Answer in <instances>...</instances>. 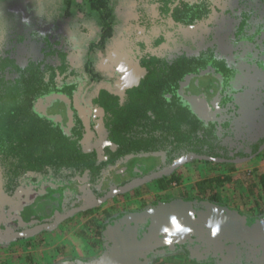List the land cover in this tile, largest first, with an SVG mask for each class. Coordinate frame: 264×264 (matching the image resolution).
<instances>
[{
    "label": "trees",
    "instance_id": "trees-1",
    "mask_svg": "<svg viewBox=\"0 0 264 264\" xmlns=\"http://www.w3.org/2000/svg\"><path fill=\"white\" fill-rule=\"evenodd\" d=\"M87 1L103 23L98 41L104 45L113 34L110 0ZM152 1L181 28L214 25L217 17L242 31L264 11V0H250L240 15L226 19L223 11L228 7L218 15L212 0ZM239 7L240 3L235 10ZM228 46L221 40L192 53L163 49L161 54L136 53L134 75L114 89H99L92 98L101 109L109 143L91 150L82 144L85 124L74 102L75 84L61 82L65 54L59 51L62 58L56 61L58 51L52 48L41 58L22 61L0 50V191L5 197L1 226L23 232L52 223L132 179L163 171L191 155L229 165L256 154L264 145V129L252 135L244 109H261L258 118L264 124V69L250 68L251 82L249 77L243 80V64ZM92 66L88 60L86 69L98 79ZM252 174L243 173L259 180L262 195L257 200H262L264 170ZM230 179L228 174L198 181L199 195L206 192L205 196L219 200L213 190ZM51 191L57 200L48 199ZM191 206L195 212L209 207L197 202ZM148 213L137 228H142V235L150 218H155L153 211ZM177 232L176 237H181ZM170 245L162 243L153 250Z\"/></svg>",
    "mask_w": 264,
    "mask_h": 264
},
{
    "label": "rangeland",
    "instance_id": "rangeland-1",
    "mask_svg": "<svg viewBox=\"0 0 264 264\" xmlns=\"http://www.w3.org/2000/svg\"><path fill=\"white\" fill-rule=\"evenodd\" d=\"M212 1L219 9L218 15L228 7L223 11L226 19L240 15L241 9L250 2ZM239 3L240 7L235 10ZM110 6L113 34L100 45L103 23L87 0H0L1 54H11L22 61L41 58L52 48L58 51L56 61L62 58L59 51L65 54L61 82L75 84L74 102L85 124L82 144L86 150L109 143L101 109L92 98L99 89H114L123 79L134 75L138 69L135 54L142 50L159 54L162 49L171 54L192 53L222 40L239 54L234 53L243 64V80L249 77L250 68L264 69V43L261 44L264 11L255 15L250 27L236 31L234 24L217 17L214 25L198 23L176 27L169 16L159 11L158 2L152 0H110ZM88 60L92 61L98 79H93L86 69ZM248 80L251 82L250 77ZM260 110L244 109L248 129L254 136L264 129L258 118ZM203 157L191 155L163 171L132 179L125 186L34 229L13 232L0 224V264H100L113 248L117 231H124L130 220H147L148 212L161 210L168 204L197 202L230 209L250 227L263 226L264 199L257 200L262 195L259 180L246 178L243 173L264 170V145L248 159L229 165L221 159L207 163L202 161ZM228 174L231 179L213 190L219 200L205 196L206 192L199 195L198 181L217 176L225 178ZM169 177L173 180L168 181ZM160 179L163 181L159 182ZM54 193L51 191L48 199L57 200ZM4 201L0 191V205ZM143 232L141 228L139 233ZM170 244L147 251L140 264H264V257H225V252L196 257L184 244Z\"/></svg>",
    "mask_w": 264,
    "mask_h": 264
},
{
    "label": "water",
    "instance_id": "water-1",
    "mask_svg": "<svg viewBox=\"0 0 264 264\" xmlns=\"http://www.w3.org/2000/svg\"><path fill=\"white\" fill-rule=\"evenodd\" d=\"M185 204L165 205L161 210H154L155 218H150L144 235L137 228L146 219L130 220L124 231L120 230L117 237L115 234L114 246L100 264H140L147 251L173 241L185 244L196 257L214 252H225V257H264V225L250 227L232 210L229 214L222 208L207 207L195 212L191 203ZM177 230L181 231V237H176Z\"/></svg>",
    "mask_w": 264,
    "mask_h": 264
}]
</instances>
